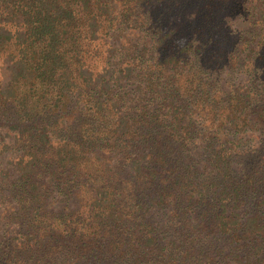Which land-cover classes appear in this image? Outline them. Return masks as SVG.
Here are the masks:
<instances>
[{
	"label": "trees",
	"instance_id": "trees-1",
	"mask_svg": "<svg viewBox=\"0 0 264 264\" xmlns=\"http://www.w3.org/2000/svg\"><path fill=\"white\" fill-rule=\"evenodd\" d=\"M193 1L0 0V129L8 139L0 158L28 143L0 174L15 184L13 170L19 209H30L34 234L15 243L31 252L29 264H264V146L245 164L214 131L194 169L190 116L163 87L191 51L209 47L221 67L226 38L201 31L193 46L159 25L156 49H168L144 88L163 96V111L131 115L124 98L146 61L140 28ZM201 1L211 22L232 2ZM253 114L264 126V106ZM249 191L258 195L248 210Z\"/></svg>",
	"mask_w": 264,
	"mask_h": 264
},
{
	"label": "rangeland",
	"instance_id": "rangeland-1",
	"mask_svg": "<svg viewBox=\"0 0 264 264\" xmlns=\"http://www.w3.org/2000/svg\"><path fill=\"white\" fill-rule=\"evenodd\" d=\"M202 3L201 0L181 3L160 15L156 12V17L151 18V23H146L148 29L140 28L144 38L138 44V49H142V45L148 47L146 61L134 70L136 75L125 90L128 94L124 95V98L130 107L131 115L144 110L163 111V96L157 97L144 88L152 80L148 79V76L153 74L154 61L157 57L165 55L168 49L167 45L156 49L159 25L174 28V37H190L193 46L199 32L213 30V39L225 37L230 46L228 50L223 46L225 61L222 66L215 65L209 47L205 48L204 52L191 51L183 55L184 64L181 71L175 75L174 83L163 84L169 94L165 97L174 102H181L184 111L190 116L192 130L189 134L199 148L198 151L189 152L193 158L191 165L194 169H198L209 155L204 148L208 135L214 131L218 139L222 138V141L237 152V157L243 163L251 164L253 161L248 155L249 151L264 146V126L257 125L253 120V111L258 106H264V19L258 13L259 10L264 11V0H232L218 9L217 13L213 12L212 22L207 18V15L211 14L210 11H206ZM237 19H249L250 24L244 29L237 28ZM173 40L175 39H168L169 43ZM138 85L142 87L141 90H138ZM1 135H4V130L0 129V150L3 149L2 143L8 141ZM24 141L26 140L12 144L11 151L6 155L1 153L0 167H9V164H6L9 155L16 148L27 147L28 143ZM246 169L248 171V168ZM261 169V181H264V167ZM9 173L15 184L5 182L3 174H0V264H9L8 259L13 264H29L28 256L31 252L28 253L23 247L17 248L15 243L22 239V235L34 234V228L29 221L30 209H19L18 198L22 191L20 179L12 169ZM257 195L254 191L245 195L246 209H252L256 205ZM56 200L53 199L52 202ZM16 212L18 214L15 215ZM166 217L167 215L164 216L165 222L168 220ZM166 233L169 235L171 232ZM31 249L33 247L28 251Z\"/></svg>",
	"mask_w": 264,
	"mask_h": 264
}]
</instances>
